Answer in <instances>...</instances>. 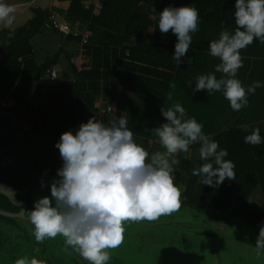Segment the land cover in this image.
Here are the masks:
<instances>
[{
    "label": "trees",
    "instance_id": "16d2710c",
    "mask_svg": "<svg viewBox=\"0 0 264 264\" xmlns=\"http://www.w3.org/2000/svg\"><path fill=\"white\" fill-rule=\"evenodd\" d=\"M236 0H105L98 9L86 8L82 0H53L52 10L34 8V16L14 31H0V100L15 104L11 110L0 106V181L17 188L27 187L32 179V163L42 174L35 187L51 192V182L59 179L61 167L48 164L44 151L54 148L63 133L75 135L81 124L98 119L96 104L116 103L114 115H126L134 141L146 149L158 139L148 131L166 123L162 107L181 103L187 117H195L203 132L227 149L226 160L235 164V180H225L217 187L203 185V177L192 175L194 163L180 152L173 165L175 184L183 187L181 206L201 210H228L236 219H246L260 227L264 219V142L258 146L244 143V137L256 128L264 141V87L248 96V105L233 111L223 92L194 93L198 75L215 72L221 61L209 54V44L218 39L224 27L234 31ZM193 6L199 10V31L187 57L192 65H177L172 56L177 37L171 31L162 34L159 14L166 7ZM56 12L71 26L80 27L88 38L65 35L51 20ZM42 29H49L82 44L80 64L72 62L60 49L54 56L38 64L33 56L32 39ZM61 54L68 59L72 78L43 87L38 78L58 64ZM243 67L236 78L247 89L253 82L264 84V44L259 40L241 50ZM184 57L182 59H187ZM217 78L222 73H215ZM175 82V89L169 88ZM191 81V86H188ZM171 92L172 99L167 98ZM15 123L17 126L15 127ZM28 124L29 129L25 130ZM196 148L199 143L190 145ZM211 162V161H208ZM43 184V186H42ZM262 201L253 202L256 190ZM239 238L238 240H240Z\"/></svg>",
    "mask_w": 264,
    "mask_h": 264
},
{
    "label": "clouds",
    "instance_id": "9594fccd",
    "mask_svg": "<svg viewBox=\"0 0 264 264\" xmlns=\"http://www.w3.org/2000/svg\"><path fill=\"white\" fill-rule=\"evenodd\" d=\"M15 11L14 6L0 2V22L5 27L13 24ZM234 17L235 30L222 22L219 38L209 44V54L221 63L214 73L198 75L193 91H222L231 109L239 112L247 107L248 96L264 87L255 81L246 89L236 78L244 66L241 50L257 39L264 44V0H236ZM199 23V10L193 6L166 7L159 14V31H171L177 37L172 56L177 65H192L194 58L187 57V53ZM215 73L223 76L218 79ZM191 84L188 81V86ZM175 87L174 81L169 83L170 89ZM167 98L172 99L171 92ZM161 115L167 122L148 131L159 138L166 151L153 153L150 160L149 152L134 141L126 115L113 116L107 124L90 118L75 135L71 130L61 135L55 147L63 165L57 170L59 179L51 182V197L36 200L33 210L25 211L38 244L62 236L65 246L88 264H107L111 259L108 250L124 242L126 222L156 221L181 208L182 193L173 175V165L179 163L175 156L183 152L188 159L189 147L196 143L200 144L199 156L205 163L193 169V176H202L203 185L210 187L226 179L235 180V164L225 159L227 149L218 151L219 143L203 132V125L195 117H187L181 103L162 107ZM262 142L259 128L244 137L248 145ZM256 249L257 255L264 249V225L260 226ZM15 264H47V260L25 256Z\"/></svg>",
    "mask_w": 264,
    "mask_h": 264
},
{
    "label": "water",
    "instance_id": "95a60500",
    "mask_svg": "<svg viewBox=\"0 0 264 264\" xmlns=\"http://www.w3.org/2000/svg\"><path fill=\"white\" fill-rule=\"evenodd\" d=\"M5 152L0 151V156ZM41 176L32 163V179L27 187L17 188L0 181V264H15V260L25 256L47 260V264H88L79 253L65 246L62 236L45 239L42 244L35 241L34 226L25 211L33 210L36 200L51 197V192L35 187ZM179 188L183 194V187ZM241 225L251 232L227 233V228ZM124 227V242L108 250L111 259L107 264H192L182 258L183 252H191L198 260L204 255L211 257L191 248L192 244H197L198 237L212 247L213 259L209 264H264L263 249L257 255L256 246L238 240L257 238L260 228L246 219L233 218L228 210L205 212L181 206L178 211L156 221H129Z\"/></svg>",
    "mask_w": 264,
    "mask_h": 264
},
{
    "label": "rangeland",
    "instance_id": "374dc122",
    "mask_svg": "<svg viewBox=\"0 0 264 264\" xmlns=\"http://www.w3.org/2000/svg\"><path fill=\"white\" fill-rule=\"evenodd\" d=\"M0 2L8 4L10 6L13 5H19V3L21 2L20 0H0ZM50 2L51 0H39L38 2L34 3L32 6L34 8H41V9H50ZM16 11L13 14L15 19L13 24L10 27H5V25L0 22V31L6 30V31H14L16 30L18 27H21L23 25H25L33 16V12H32V8H26V7H15ZM52 10V9H50ZM56 13H52L51 19L53 17V15H55ZM58 14V13H57ZM54 17L55 19H53V22H55V24L59 27L60 29V25L61 24H65L67 23L66 20L61 17L60 15ZM69 24V23H68ZM71 26V25H70ZM75 31H83L80 29V27L78 26H71ZM43 30V31H42ZM40 33H38L33 39V46L35 47V51L37 53V58H39L40 60H42L41 63H43L45 61V59L47 57L41 56L40 54H42L43 48L46 50V53H50L48 56L52 57L54 56L60 49H65L66 48V42L64 43L63 39L65 41H67L65 38H63L62 36L58 35L57 33L51 31V30H46V29H42ZM42 34V35H40ZM42 36V39L39 38ZM46 37V39L43 38ZM41 42H40V41ZM41 46H40V43ZM69 42V41H68ZM43 44V45H42ZM65 44V45H64ZM73 45V46H72ZM70 45V49L68 51V55L70 57V59H73V62H75L77 65L80 64L81 58H82V53L81 49H82V45L81 44H72ZM43 46V48H42ZM42 51H41V50ZM39 54V55H38ZM45 58V59H44ZM49 58V57H48ZM60 58L62 60H60L58 62V66H54V68H56V71L58 72L59 81H67L69 80V78H72V70L71 67L69 66L66 57H64V54H61ZM59 58V59H60ZM98 105L102 106V107H106V108H110L111 107V103L104 101L102 98H100V100L97 103ZM110 111L112 113H114V110H112L110 108ZM200 148V147H199ZM199 148L190 146L189 147V152H188V156L193 159L194 163L196 162L197 158L199 157ZM146 151L149 152V160L150 157L153 153L159 151V152H164L166 151L162 145L159 143V138L154 141V142H150L149 144V148L146 149ZM41 155H43L44 160L51 165H54L56 167H62L63 165V161L61 159L60 156V152L59 149H57L56 147L49 149L48 151H44L43 153H40ZM177 156V154H176ZM175 156V158H176ZM252 201L253 202H260L262 201V194L260 192V190H256L253 197H252ZM191 248H196L198 251L202 252V253H208L210 254L211 257H207L206 255H204L202 259L203 261L198 262V257H192V253H187V252H183V254H181L182 258L184 260H186V262H191L192 264H209L212 262L213 259V250L212 247L207 244L206 242L201 240V237H198L197 240V244L191 245ZM190 248V250H191ZM197 254V253H196Z\"/></svg>",
    "mask_w": 264,
    "mask_h": 264
},
{
    "label": "built area",
    "instance_id": "2783aa9c",
    "mask_svg": "<svg viewBox=\"0 0 264 264\" xmlns=\"http://www.w3.org/2000/svg\"><path fill=\"white\" fill-rule=\"evenodd\" d=\"M104 1L105 0H82L83 4L85 5L87 9L90 8L91 6H94L96 7V9H98ZM54 17L55 15H53L51 19L52 21L53 19H55ZM60 31L63 32L65 35H72L75 38L82 36V44H85L87 42V38H88L87 32L75 31L68 23L61 24ZM58 78H59L58 72L56 71L55 68H52V69L47 70L45 74L41 75L38 78L37 83L43 87H47L48 85L56 84L58 81ZM0 106L3 109L11 110L15 107V104L5 99V100H0ZM96 108L98 109V114H99V117L97 120L103 121L105 124H107L110 119V108L102 107L98 104H96ZM28 129H29V126L28 124H26L25 130H28Z\"/></svg>",
    "mask_w": 264,
    "mask_h": 264
},
{
    "label": "crops",
    "instance_id": "0c3cea01",
    "mask_svg": "<svg viewBox=\"0 0 264 264\" xmlns=\"http://www.w3.org/2000/svg\"><path fill=\"white\" fill-rule=\"evenodd\" d=\"M21 2L19 3V5H13L14 7H17V6H19V7H26V8H32V9H34V7L32 6L34 3H36V2H38L39 0H20ZM52 3H53V0H51V2H50V6H51V8L50 9H52ZM31 9V10H32ZM54 13H56V12H54ZM57 14V13H56ZM56 14H55V16H56ZM59 14H57V16H58ZM46 30H49V29H46ZM43 31V30H42ZM52 31V30H51ZM42 33V32H41ZM40 35H42V34H40ZM39 38H41L42 39V36L41 37H39ZM43 38L44 39H46V37H44L43 36ZM40 41V40H39ZM63 41H64V43L66 42V48L64 49V51L65 52H67L68 53V51H69V49H70V45H72V44H75L76 42H74V41H71V42H68V41H65L64 39H63ZM41 42V41H40ZM39 42V43H40ZM76 44H78V43H76ZM32 45H33V42H32ZM43 45V44H42ZM79 45V44H78ZM40 46H41V43H40ZM73 46V45H72ZM42 48H43V46H42ZM41 50V49H40ZM42 51V50H41ZM81 53V52H80ZM50 53H46V50L43 48V51H42V54H40L41 56H44V57H50V56H48ZM39 55V54H38ZM69 55V54H68ZM33 56H34V58L36 59V61H37V63L38 64H42L41 62H42V60H40L39 58H37V53H36V51H35V47L33 46ZM70 56V55H69ZM65 57V56H64ZM45 59V58H44ZM46 60V59H45ZM60 60H62L61 58L59 59V61ZM67 60V59H66ZM58 61V62H59ZM71 61L73 62V59L71 58ZM68 62V61H67ZM75 63V62H74ZM55 66H58V64L57 65H55ZM54 68V67H53ZM56 69V68H55ZM70 79V78H69ZM115 107H116V103H111V109L112 110H114L115 109ZM113 116H115L114 115V113H112L111 111H110V118L111 117H113Z\"/></svg>",
    "mask_w": 264,
    "mask_h": 264
},
{
    "label": "bare ground",
    "instance_id": "6f19581e",
    "mask_svg": "<svg viewBox=\"0 0 264 264\" xmlns=\"http://www.w3.org/2000/svg\"><path fill=\"white\" fill-rule=\"evenodd\" d=\"M227 233L233 232L234 234L248 233L251 232V229L245 226H231L227 228ZM232 235V233H230Z\"/></svg>",
    "mask_w": 264,
    "mask_h": 264
},
{
    "label": "flooded vegetation",
    "instance_id": "af4514ba",
    "mask_svg": "<svg viewBox=\"0 0 264 264\" xmlns=\"http://www.w3.org/2000/svg\"><path fill=\"white\" fill-rule=\"evenodd\" d=\"M261 225H264V219L261 220V224H260V226H261ZM259 228H260V227H259ZM240 241H241V242H244V243H247V244H249V245H254V246H256L257 238L253 239V238H250V237H248V238L243 237V238L240 239ZM263 250H264V249H263Z\"/></svg>",
    "mask_w": 264,
    "mask_h": 264
}]
</instances>
